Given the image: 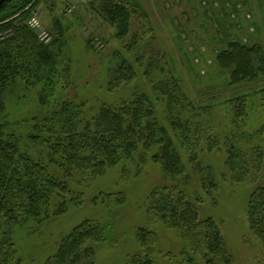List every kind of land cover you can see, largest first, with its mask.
I'll return each instance as SVG.
<instances>
[{"label":"rangeland","instance_id":"obj_1","mask_svg":"<svg viewBox=\"0 0 264 264\" xmlns=\"http://www.w3.org/2000/svg\"><path fill=\"white\" fill-rule=\"evenodd\" d=\"M51 1L52 10L46 8L44 1L39 3L38 0L29 18L25 19L28 26L32 18L37 19L49 36L47 41L38 39L39 42L45 48L52 47L56 54L55 83L46 87L49 95L44 92L49 105L41 111L39 94L43 95L42 85L26 86L22 81L16 82L2 96L5 122L25 136V132H30L31 119L50 113L60 99L81 105L84 120H90L103 105L118 107L134 91L155 100L152 85L142 67H136L135 79L130 85H121L113 92L107 91L106 87L108 70L116 62L114 55L119 53L133 62L134 53L126 51L131 35L138 36L137 48L151 41L165 59L163 71L151 72V83L173 76L181 82L185 97L201 110H187L181 115L190 128L185 147V141L176 139L174 135L177 134L164 120V104L155 105L156 116L170 130L169 136L178 148L186 173L192 175V185L187 188L188 200L196 203L199 218L211 221L223 241L224 256L220 259L209 253L210 264H264V243L251 228L247 207L252 191L264 184V80L235 87L228 85V72L215 63V56L222 47L218 22L204 18L196 0H133L146 16L139 19L133 16L130 34L119 41L115 39L114 27L100 15L102 0ZM236 1L243 4L240 10L242 22L237 21L242 32L251 44L257 43L264 48V0ZM144 21L150 25L152 33L146 25L142 28ZM11 33V29L1 33L0 40L11 37ZM142 35L144 38L139 41ZM148 57L149 53H146L143 61ZM239 96L246 100V117L239 132L247 137L241 140L237 136V140H241L239 148L249 151L260 146L263 162L260 170L251 168L254 164L249 162L248 169L235 167L231 171L225 164L224 145L221 144L220 149H207L206 137L212 135L224 141L233 132L229 101ZM194 123L195 127L192 126ZM24 141L31 147L32 143L26 138ZM31 149L33 155L44 151L39 145ZM191 155L211 171L215 187L202 188L198 175L192 173ZM252 156L253 153H249L248 157ZM136 158L80 184L76 190L81 194V202L68 206L62 214L50 216L38 225L15 229L14 242L21 264H44L55 254L61 241L83 222L105 228L103 237L89 244L93 248L91 264H127L128 259L140 251L136 240L139 228H148L157 238L153 245L155 264H204L198 254H190L192 257L188 260L182 255L185 241L176 230L168 228L162 221L148 218L147 198L153 191L163 188L164 176L158 164L151 160V153L146 155L142 165ZM109 195H122L124 201L118 206H107L101 197ZM94 199L97 200L92 202Z\"/></svg>","mask_w":264,"mask_h":264},{"label":"trees","instance_id":"obj_2","mask_svg":"<svg viewBox=\"0 0 264 264\" xmlns=\"http://www.w3.org/2000/svg\"><path fill=\"white\" fill-rule=\"evenodd\" d=\"M34 1L7 0L0 6V34L9 29L12 31L11 37L0 40V264H21L14 242L15 229L38 225L50 216L62 214L68 206L81 202V194L76 190L80 184L92 181L123 162H133L135 157L142 165L150 153L151 160L162 171L165 184L162 189L149 194L148 218L162 221L168 228L176 230L185 241L182 255L187 260L192 257L190 254H198L204 264H210L207 255L211 252L212 257L216 254L221 259L224 256L223 241L211 221L199 218L196 203L188 200L187 188L192 185V175L186 173L178 148L169 136L170 130L173 131L177 134H173L174 137L185 141L187 147L189 122L181 115L187 110H201L185 97L181 82L173 76L151 83V72L163 71L165 60L151 41L137 48L138 36L131 35L126 51L134 53L133 62L119 53L114 55L116 62L108 70L106 87L107 91L113 92L121 85H130L135 79L136 67H142L152 85L155 100L134 91L118 107L103 105L90 120H84L81 105L60 99L50 113L31 119L30 132H25V136L5 122L2 96L7 88L19 81L26 86L42 85L43 95L39 94L42 111L49 105L48 97L44 95V92L49 95L46 87L55 83L56 54L52 47L45 48L37 33L26 25L25 19L29 18L38 0ZM42 1L52 10L51 0H39V3ZM196 1L204 18L218 22L222 47L215 56V63L228 72V85L235 87L264 80V48L257 43L251 44L237 22H242L240 10L243 4L236 0ZM100 6V15L114 27L115 39L119 41L130 34L133 16L138 19L146 16L133 0H102ZM144 22L142 28L146 25L152 33L150 25ZM143 38L144 35L139 41ZM54 41L58 43V40ZM146 53L149 57L143 61ZM157 103L164 104V120L170 130L156 116ZM229 103L232 104L233 132L224 141L212 135L206 137L207 149H220L219 146L224 145L225 164L231 171L235 167L248 169L249 162L254 164L251 168L260 170L263 167L260 146L249 151L239 148L241 140L247 138L239 132L246 117V100L239 96ZM202 132L208 134L207 130ZM237 136L241 140H237ZM24 138L32 143L31 147L39 145L44 151L33 155ZM249 153L254 156L248 157ZM195 159L191 155L189 162L193 164L192 173L198 175L202 188L215 187L211 171ZM120 196L101 198L107 206H118L124 201V196ZM247 207L251 228L264 243V184L252 191ZM104 231L100 225L83 222L61 241L55 254L44 264H91L93 248L89 244L101 239ZM136 235L140 251L129 258L127 264H155V234L148 228H139Z\"/></svg>","mask_w":264,"mask_h":264},{"label":"built area","instance_id":"obj_3","mask_svg":"<svg viewBox=\"0 0 264 264\" xmlns=\"http://www.w3.org/2000/svg\"><path fill=\"white\" fill-rule=\"evenodd\" d=\"M84 1V0H83ZM29 27L31 29H33L38 36V39H40L41 41H47L48 40V34L45 30H43L40 26L39 23L37 21L36 18H32L29 22Z\"/></svg>","mask_w":264,"mask_h":264},{"label":"water","instance_id":"obj_4","mask_svg":"<svg viewBox=\"0 0 264 264\" xmlns=\"http://www.w3.org/2000/svg\"><path fill=\"white\" fill-rule=\"evenodd\" d=\"M7 0H0V6H2Z\"/></svg>","mask_w":264,"mask_h":264}]
</instances>
